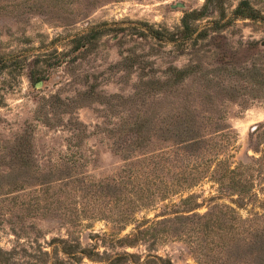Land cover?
<instances>
[{
  "label": "rangeland",
  "instance_id": "obj_1",
  "mask_svg": "<svg viewBox=\"0 0 264 264\" xmlns=\"http://www.w3.org/2000/svg\"><path fill=\"white\" fill-rule=\"evenodd\" d=\"M262 229L264 0H0V264H264Z\"/></svg>",
  "mask_w": 264,
  "mask_h": 264
},
{
  "label": "trees",
  "instance_id": "obj_2",
  "mask_svg": "<svg viewBox=\"0 0 264 264\" xmlns=\"http://www.w3.org/2000/svg\"><path fill=\"white\" fill-rule=\"evenodd\" d=\"M211 2V0H207V6H208V4ZM244 2H242L241 4H243ZM241 8V7H240ZM204 9H205V7H204ZM235 13L236 14H239V15H241V16H250V14H245L244 12H241V10L239 11V9H237L236 11H235ZM194 15H201V13L200 12H196V14L195 13H192V14H190V15H186L184 18H183V20H182V23H183V27H184V37H187V36H190L191 34H190V28H189V26L187 25V23H186V20L188 19V18H190L191 16H194ZM204 35H206V34H204V31L203 32H200V33H198L197 34V36H196V39H199V38H201V37H203ZM256 235V238H257V240H258V244H259V247L260 248H262V250H264V229H262V230H257V233H255Z\"/></svg>",
  "mask_w": 264,
  "mask_h": 264
}]
</instances>
